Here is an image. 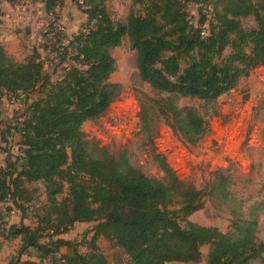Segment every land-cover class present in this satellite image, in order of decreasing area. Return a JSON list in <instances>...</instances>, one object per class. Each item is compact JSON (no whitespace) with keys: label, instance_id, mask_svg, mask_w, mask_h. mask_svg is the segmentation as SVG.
<instances>
[{"label":"trees","instance_id":"1","mask_svg":"<svg viewBox=\"0 0 264 264\" xmlns=\"http://www.w3.org/2000/svg\"><path fill=\"white\" fill-rule=\"evenodd\" d=\"M40 1L50 12L61 3ZM200 1L204 0H131L126 21L121 22L110 16L107 0H82L86 28L70 41L77 65L66 68L56 81L44 71L37 49L19 63L0 44V97L37 94L18 121L23 162L15 159L0 167V202L8 200L22 212L19 222L7 229L6 238L21 239L17 258L9 264H40L21 260L29 247L41 258L65 248L58 264L61 259L65 264H108L97 244L100 236L120 248L128 264L198 263L204 245L207 264H264V241L257 236L255 211L260 207L254 206L246 217L232 205L234 219L227 232L194 223L189 216L204 207L207 196L232 199L230 176L216 169L211 184L198 189L178 178L155 145L157 121L190 145L208 132L205 117L193 106H179L180 98L211 102L253 68L264 66V0H215L206 35L202 9L199 26L188 18V3ZM247 17L253 18L255 27L242 26ZM57 36L50 38L57 42ZM125 36L135 52L139 80L154 91L152 96L139 97L137 116L141 144L163 179L134 167L125 151L112 153L92 143L82 130L113 99L112 50ZM227 48L229 53L222 57ZM35 182L45 188L41 219L45 227L24 223L25 203L33 191L28 185ZM76 222L95 223L88 239L50 236L47 242L40 241V231L57 236ZM82 246L86 251L80 250Z\"/></svg>","mask_w":264,"mask_h":264},{"label":"rangeland","instance_id":"2","mask_svg":"<svg viewBox=\"0 0 264 264\" xmlns=\"http://www.w3.org/2000/svg\"><path fill=\"white\" fill-rule=\"evenodd\" d=\"M8 1V0H7ZM82 0H61L55 9L42 11L40 0L8 1L16 5L20 14L26 12L25 5L34 4L35 21L15 23L16 36L19 43L10 45L8 54L14 61L23 63L31 55L33 49L40 52L44 71L52 81H56L66 68L77 65L72 60L73 49L70 41L75 34L86 28L87 16L84 13ZM201 3L189 2L188 18L194 26H199L200 13L205 14L203 29H208V22L213 20L212 9L215 0H204ZM110 16L125 22L132 7L131 0H107ZM18 8V9H17ZM11 11L10 9H8ZM5 12V11H4ZM0 16L1 12H0ZM22 16V15H20ZM8 19L0 17L4 26ZM59 24V39L52 40L50 30ZM245 29L255 27L252 17L242 19ZM28 29V34L25 30ZM14 30V28H13ZM2 34L0 33V36ZM14 48V49H13ZM65 49V50H64ZM249 51V49H247ZM227 48L222 57L229 53ZM116 69L110 75L109 82L116 87L113 99L108 109L97 119L87 121L82 130L92 143L106 146L112 153L125 151L130 163L149 176L163 179V173L151 159L149 152L141 144L138 121V99L144 95L152 96L154 91L147 83L141 82L135 66V52L131 48L128 37L112 50ZM216 61H219L217 59ZM187 58L181 62V67L187 64ZM37 94L4 93L0 97V167H6L13 160L18 164L23 162L21 136L18 131V119L24 113L26 106ZM179 106H193L205 117L209 130L195 144H187L169 127L156 122L155 145L157 151L166 158L179 179L192 183L196 188H206L213 180V172L222 169L230 176V200H224L217 195L207 196L204 207L192 213L189 219L203 226H215L222 232L231 228L234 215L232 205L240 213L248 217L254 206L258 212V239L264 241V66L253 68L249 74L239 79L236 86L220 95L211 102L201 99L182 97ZM31 200L25 203L24 223L30 227H45L41 222L46 205V193L41 182L29 184ZM22 212L10 201L0 202V264H9L18 255L21 245L20 237L6 238L9 224L18 223ZM94 222H76L67 232L59 235L50 230L40 231L41 242H47L50 236L68 240H82L92 235ZM100 250L106 256L108 264H128V256L109 240L100 236L97 240ZM81 251H86L82 246ZM208 246L201 247L202 260L198 263L171 262L169 264H207ZM40 257L34 248H27L21 255V260L34 259L40 264H58L60 253ZM253 264H259L254 262Z\"/></svg>","mask_w":264,"mask_h":264},{"label":"crops","instance_id":"3","mask_svg":"<svg viewBox=\"0 0 264 264\" xmlns=\"http://www.w3.org/2000/svg\"><path fill=\"white\" fill-rule=\"evenodd\" d=\"M43 8H41L40 10L46 12L44 4L41 3ZM26 12H24L23 14H20V12L18 10H15L16 5H11L7 0H3L0 3V12L1 15L0 17L4 18V20L8 19L10 22L7 23L6 21H4V26L6 25H10L11 27L8 29L6 27H3L1 29V27L3 26V24H0V33L2 34L0 36V44L4 47V49L6 50V52L8 54H11L10 52H12L10 50V45H12L13 43H19V39L16 36V27H13L15 23H19V22H23V21H32L33 18H36L37 15L34 14V4H30L28 6H24ZM8 9H10L11 11H9ZM18 9V8H17ZM5 11V12H4ZM22 15V16H20ZM35 21H32V26L34 25ZM14 28V30H13ZM28 32V29L25 30V33ZM14 49V48H13Z\"/></svg>","mask_w":264,"mask_h":264},{"label":"built area","instance_id":"4","mask_svg":"<svg viewBox=\"0 0 264 264\" xmlns=\"http://www.w3.org/2000/svg\"><path fill=\"white\" fill-rule=\"evenodd\" d=\"M61 29H62V27H60L59 24H56V25L53 27L52 31H51V35H58V34L60 33V30H61ZM207 33H208V29H203L202 34H203V35H206ZM57 37H58V39H59V35H58ZM20 119H22V118L20 117L18 120H20ZM60 263L65 264V261H64L63 259H61V260H60Z\"/></svg>","mask_w":264,"mask_h":264}]
</instances>
